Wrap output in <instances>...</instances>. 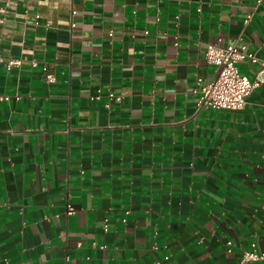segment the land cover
I'll return each instance as SVG.
<instances>
[{
  "label": "crops",
  "instance_id": "0c3cea01",
  "mask_svg": "<svg viewBox=\"0 0 264 264\" xmlns=\"http://www.w3.org/2000/svg\"><path fill=\"white\" fill-rule=\"evenodd\" d=\"M1 14L0 54L20 64L0 62V264H264L240 261L264 252V79L239 110L192 92L215 75L208 43H246L254 79L264 0Z\"/></svg>",
  "mask_w": 264,
  "mask_h": 264
},
{
  "label": "built area",
  "instance_id": "2783aa9c",
  "mask_svg": "<svg viewBox=\"0 0 264 264\" xmlns=\"http://www.w3.org/2000/svg\"><path fill=\"white\" fill-rule=\"evenodd\" d=\"M10 5V0H3L0 3V23L3 22L2 12ZM74 13V10H72ZM250 15L246 17L247 22ZM70 26H74L71 22ZM205 59L215 67V75L210 80L196 79V86L192 92L195 95L196 105L199 108H214L225 110L242 109L247 96L252 89L264 79V61H260L261 68L256 73L254 79H249L240 73L237 63L242 60L251 62L257 61L254 54L248 51L247 44L236 41L228 45H218L208 43L204 51ZM5 62L7 68L19 65L20 60L14 58H4L0 54V62ZM109 96H113L111 93ZM66 214L73 212V207L67 204ZM127 212V211H125ZM107 225L104 224L106 229ZM228 245L231 241H226ZM262 261L264 263V252L256 250H245L241 254L240 261Z\"/></svg>",
  "mask_w": 264,
  "mask_h": 264
}]
</instances>
